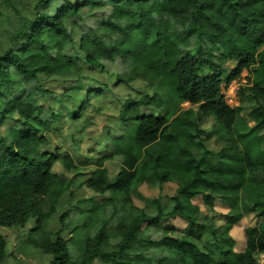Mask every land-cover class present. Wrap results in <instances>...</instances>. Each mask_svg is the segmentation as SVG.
Listing matches in <instances>:
<instances>
[{
    "label": "trees",
    "instance_id": "obj_1",
    "mask_svg": "<svg viewBox=\"0 0 264 264\" xmlns=\"http://www.w3.org/2000/svg\"><path fill=\"white\" fill-rule=\"evenodd\" d=\"M79 62L102 72L116 64L118 83L147 91L128 97L116 120L122 135L106 159L118 156V172L109 177L99 162L84 184L100 198L72 209L64 208L69 184L52 169L59 163L68 173L74 163L45 149L52 125L38 104L49 97L41 79L93 83ZM242 72L239 105L230 107L221 85ZM101 93L88 91L83 104ZM6 120L0 229L31 224L20 250L37 249L47 264H261L264 0H0V126ZM205 124L217 151L204 144ZM168 183L172 195L163 194ZM142 185L159 196L143 197ZM197 198L210 215L192 203ZM216 202L227 210L220 225ZM248 216L255 223L238 253L230 232ZM175 219L182 230L159 227ZM152 230L160 232L155 240ZM198 235L208 238L202 246ZM8 257L0 235V264Z\"/></svg>",
    "mask_w": 264,
    "mask_h": 264
},
{
    "label": "rangeland",
    "instance_id": "obj_2",
    "mask_svg": "<svg viewBox=\"0 0 264 264\" xmlns=\"http://www.w3.org/2000/svg\"><path fill=\"white\" fill-rule=\"evenodd\" d=\"M108 6V5H106ZM108 10L109 7H104ZM86 11V9L84 10ZM108 12V11H106ZM93 20V19H90ZM89 20V21H90ZM83 68L82 78L91 80L93 83L89 86L77 88L73 82L76 78L68 79H52L40 80V86L47 90L49 97L38 106L42 113L52 125V131L48 136V143L45 149L52 155L61 154L68 155L73 163L74 170L66 173L63 167L57 163L54 165L52 171L57 175L64 176L66 182L69 184L67 193L71 194V198L66 199L64 208H74L77 201L83 199H96L100 197L93 194L87 187L84 181L96 170L98 163L101 162V168L106 170L109 177H113L120 168V160L118 156L113 154V146L111 140L121 137L123 127L116 120L119 117L121 107L128 97H139L146 92L142 84H131L130 89L118 83L119 71L116 64L108 63L106 70L102 72L99 68L90 67L79 62ZM233 66L229 65V69ZM247 74L242 72L239 78L232 81L228 85H221V95L230 107H237L239 99L237 96L238 89L241 85L246 83ZM143 88L144 90H141ZM102 92L101 95L94 98H89L87 103L82 102V97L88 92L95 90ZM151 95V93H148ZM78 109L81 111L78 112ZM56 116L57 120L53 121L51 116ZM245 116V112L241 113ZM76 118L73 119V117ZM12 124V121L6 120L4 125L0 126V133H4L5 129ZM201 130L205 132L204 144L212 151H217L219 147L212 136V129L209 124L201 126ZM176 189L174 183L164 184V195H172ZM139 193L147 199H156L159 196L158 188H153L148 185L139 187ZM70 199V200H69ZM201 198L195 199L192 203L198 205L199 211L203 215H210L207 207L201 204ZM166 211L171 208L167 202L163 203ZM226 209L215 204V212L219 216L215 218V224L220 225L221 215L226 213ZM154 215L155 212L151 211ZM254 220L251 216L245 217L237 225L233 227L230 232L231 237L235 241L234 250L238 253L242 252L244 246V230L247 227L254 226ZM145 226V225H144ZM143 226V227H144ZM183 229L185 222L175 219L172 221L161 222L159 227L161 230L172 228ZM31 228L29 224L24 229H0L2 235L7 242V252L9 254L8 264H47L49 258L44 256L40 251L34 248L20 250V242L24 240V234ZM151 239L155 240L160 232L152 230L150 233ZM206 236L198 235L195 242L202 246ZM259 262L264 264V256L260 257ZM93 264H101L98 261Z\"/></svg>",
    "mask_w": 264,
    "mask_h": 264
},
{
    "label": "built area",
    "instance_id": "obj_3",
    "mask_svg": "<svg viewBox=\"0 0 264 264\" xmlns=\"http://www.w3.org/2000/svg\"><path fill=\"white\" fill-rule=\"evenodd\" d=\"M260 257H262V256H260Z\"/></svg>",
    "mask_w": 264,
    "mask_h": 264
}]
</instances>
